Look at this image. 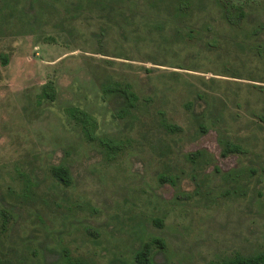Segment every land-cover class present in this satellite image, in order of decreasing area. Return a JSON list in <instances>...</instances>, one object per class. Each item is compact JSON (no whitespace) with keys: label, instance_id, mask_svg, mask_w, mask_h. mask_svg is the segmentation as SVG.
<instances>
[{"label":"rangeland","instance_id":"374dc122","mask_svg":"<svg viewBox=\"0 0 264 264\" xmlns=\"http://www.w3.org/2000/svg\"><path fill=\"white\" fill-rule=\"evenodd\" d=\"M145 243L153 264L264 251V0H0L2 252L137 264Z\"/></svg>","mask_w":264,"mask_h":264},{"label":"trees","instance_id":"16d2710c","mask_svg":"<svg viewBox=\"0 0 264 264\" xmlns=\"http://www.w3.org/2000/svg\"><path fill=\"white\" fill-rule=\"evenodd\" d=\"M105 94H111L121 103V109L119 111L121 116H127L131 110L135 107V102L137 100L136 95L131 91L129 84L122 85L120 83H112L103 88ZM42 96L46 99H53L54 92L51 85H44L42 87ZM70 117L75 120L77 124L80 125L83 135L88 139L92 140V133L95 129L94 120L87 115L85 112L79 109H72L69 111ZM51 174L53 177L63 185L68 184V171L66 168H52ZM155 242H159L155 240ZM134 260L137 264H153L151 259V244L145 243L140 250L135 254ZM0 264H25L22 261H17L9 258L6 253L2 252L0 248ZM59 264H85L79 259L72 257H64ZM217 264H264V251L243 256L236 254L230 258L221 260Z\"/></svg>","mask_w":264,"mask_h":264}]
</instances>
